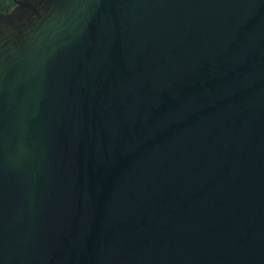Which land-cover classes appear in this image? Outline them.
<instances>
[{"label":"water","instance_id":"1","mask_svg":"<svg viewBox=\"0 0 264 264\" xmlns=\"http://www.w3.org/2000/svg\"><path fill=\"white\" fill-rule=\"evenodd\" d=\"M0 264H264V0L0 10Z\"/></svg>","mask_w":264,"mask_h":264},{"label":"trees","instance_id":"2","mask_svg":"<svg viewBox=\"0 0 264 264\" xmlns=\"http://www.w3.org/2000/svg\"><path fill=\"white\" fill-rule=\"evenodd\" d=\"M17 0H0V10H9L16 5Z\"/></svg>","mask_w":264,"mask_h":264}]
</instances>
